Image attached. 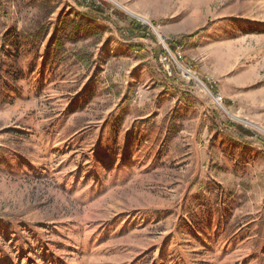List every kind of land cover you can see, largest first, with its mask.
I'll list each match as a JSON object with an SVG mask.
<instances>
[{"label":"rangeland","instance_id":"374dc122","mask_svg":"<svg viewBox=\"0 0 264 264\" xmlns=\"http://www.w3.org/2000/svg\"><path fill=\"white\" fill-rule=\"evenodd\" d=\"M95 1L155 42L81 0H0L25 73L0 93V264H264V0Z\"/></svg>","mask_w":264,"mask_h":264},{"label":"trees","instance_id":"16d2710c","mask_svg":"<svg viewBox=\"0 0 264 264\" xmlns=\"http://www.w3.org/2000/svg\"><path fill=\"white\" fill-rule=\"evenodd\" d=\"M75 2H77V1H75ZM80 5L87 8V11H88L87 15L89 17L98 18V19L105 21V22L111 21L113 19V17H116V18L123 20L126 24L125 34L127 35L126 37L129 40L144 39V38H147V36H148L151 40H153L155 42L154 35L150 32V30L147 27L143 26L141 23L137 22L136 20H134L130 17L123 15L118 9L108 5L105 2H100V4H98L95 0H81ZM106 10H108V11H106ZM12 32H15V29H12L11 31L5 32V34L3 36L4 43H3L1 48H2V51L4 53H5L4 50H5L6 46L15 47L16 52H18L19 51L18 48L22 44V41L19 39H16L15 41H9V38H10ZM47 35L48 34L45 33L44 36L46 37ZM58 35H59L58 31H54L50 35L49 41L52 44L51 45L52 47H55L56 42L60 40ZM16 36H18V35H16ZM71 36H73V41H72L73 43H75L79 38L77 34L76 35L73 34ZM86 38L87 37H85L83 40H86ZM190 39H191V36L181 37V40L185 41V42H187ZM58 46L60 47V45L59 44L57 45V47H56L57 50H58ZM133 46H135L137 48H142L141 46H136V45H133ZM167 46L171 51H173L176 47L175 44H169V43L167 44ZM158 52H160V55H158ZM151 53L153 54V57H155L157 59L159 58L158 56L164 55L163 49L159 45H157V48L153 49ZM54 56L56 57V53ZM18 57H19L18 54H16V55H14L13 58L15 61H17ZM51 59L52 58H50V53H47L45 63L51 61ZM51 64L55 65L54 60L51 61ZM0 75H3V76H0V90H1L0 93H1L5 87H7V89L9 90L10 82H11V84H14L16 81L22 80L24 78L25 73L23 72L22 69L15 68L14 65H7L6 63H3V64H0ZM83 90L85 91L86 88H84ZM5 104H7V103H4V105ZM150 116L151 115H146L144 117H138L136 120L145 121L147 118H150ZM121 122H122V118L120 117L116 123V127L118 129L121 126ZM232 128H234V133H235L234 137L238 141L252 137V134L249 131H246L239 126L232 125ZM116 130H115V132H116Z\"/></svg>","mask_w":264,"mask_h":264},{"label":"built area","instance_id":"2783aa9c","mask_svg":"<svg viewBox=\"0 0 264 264\" xmlns=\"http://www.w3.org/2000/svg\"><path fill=\"white\" fill-rule=\"evenodd\" d=\"M162 46H163V49L165 50V52L168 53V54L170 55V53H169L167 47L165 46V44H163ZM166 59H167L166 57L163 58V60H166ZM165 71H166L168 74H170L168 68H165ZM212 98H213V100L215 101V103L217 104V106L222 107V97H221L220 95L215 94V95L212 96Z\"/></svg>","mask_w":264,"mask_h":264},{"label":"crops","instance_id":"0c3cea01","mask_svg":"<svg viewBox=\"0 0 264 264\" xmlns=\"http://www.w3.org/2000/svg\"><path fill=\"white\" fill-rule=\"evenodd\" d=\"M171 18V17H170ZM181 28V27H180ZM166 31H167V33H168V35H170L169 37L172 39L173 38V40H175V39H177V36L181 33H183V31H180V30H177L176 32L175 31H173L171 28H168V29H166ZM169 33H171V34H169ZM127 42H129V41H127ZM127 48H128V46H127ZM146 50H148L147 48H145Z\"/></svg>","mask_w":264,"mask_h":264},{"label":"bare ground","instance_id":"6f19581e","mask_svg":"<svg viewBox=\"0 0 264 264\" xmlns=\"http://www.w3.org/2000/svg\"><path fill=\"white\" fill-rule=\"evenodd\" d=\"M140 19H142V18H140ZM143 21H144V19H142ZM185 73H187V74H189V72H186L185 71ZM189 75H191V74H189ZM193 77V76H192ZM194 78V77H193ZM200 82V81H199ZM198 83V82H197ZM200 84V83H199ZM200 86L203 88V89H205V87L203 86V85H201L200 84ZM240 120H243L244 122H246V123H248V124H253V123H251V122H249L248 120L246 121V120H244V119H241V118H239ZM254 126V125H253ZM257 127V126H256ZM264 132V131H263Z\"/></svg>","mask_w":264,"mask_h":264},{"label":"water","instance_id":"95a60500","mask_svg":"<svg viewBox=\"0 0 264 264\" xmlns=\"http://www.w3.org/2000/svg\"><path fill=\"white\" fill-rule=\"evenodd\" d=\"M112 2V1H111ZM114 5H116L114 2H112ZM117 6V5H116ZM122 9V8H121ZM124 10V9H123ZM151 29H153V27L150 24H147ZM156 34V33H155ZM157 38L160 39V37L158 36V34H156ZM163 44V43H162Z\"/></svg>","mask_w":264,"mask_h":264}]
</instances>
